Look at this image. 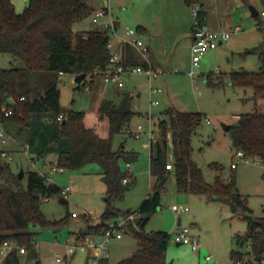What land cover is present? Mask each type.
<instances>
[{
  "label": "rangeland",
  "instance_id": "374dc122",
  "mask_svg": "<svg viewBox=\"0 0 264 264\" xmlns=\"http://www.w3.org/2000/svg\"><path fill=\"white\" fill-rule=\"evenodd\" d=\"M83 1L91 9L103 8L104 2L107 1L109 10L113 13H117L118 8L124 6L126 10L121 18L128 20L127 25L136 28V21H144L151 27L161 29V33L166 35L169 43L182 40L186 32L189 40L192 36L191 9L188 8V28H186V19L183 20L182 16V4L185 0ZM200 1L214 10L219 18H224L225 24L222 30L240 26L242 31L232 35L215 54L214 52L204 54L198 68L192 69L191 52L186 49V39H183L177 48L178 64L164 69L165 72L151 82L143 74L124 77V96H115L110 88H107L104 91L105 101L98 102L96 97L98 78L94 80L90 92H86L84 86L78 88L74 82V75L64 74L59 78L60 109L63 112H83L84 123L101 137L107 128V121L100 117L99 113L102 104L110 102L119 106L125 98L124 106L138 113L130 122L128 129L116 135L112 142L114 150H121L124 155L136 154V158L129 162V166L125 157L121 156L118 159L121 172L129 179L127 184H121L124 188L121 198L112 200L110 204L120 212H126L128 209L136 212L152 190L154 181L149 171L150 141L147 135L149 124L141 115L151 116L150 120L155 127L157 138L159 122L166 118L167 111L174 109L182 113L201 115V123L196 127L191 138V158L201 170L205 183L212 186L217 177L225 183L234 179L235 192L245 200L246 206L251 210V216L264 217V168L242 163L237 158L235 150L231 148L229 132L221 128V124L235 126L238 116L242 114L252 112L264 114V98L255 101L250 89L233 86L229 79V74L232 72L257 73L260 70L258 53L245 54V51L257 47L263 37L255 27L256 19L251 18L249 7L260 14L263 5L261 0H246L245 3L242 0ZM12 2L16 12H23L27 5V0H12ZM105 20L102 18L95 25L90 14L74 26V32L94 30ZM247 20L253 25L251 30L245 25ZM259 20L264 21V17H259ZM143 40L146 41L144 37ZM22 68L24 64L21 60L0 53V69ZM153 90L157 93H152ZM151 102H157V105H151ZM207 120L211 124H207ZM139 124H142L145 130L140 138H136L134 131ZM53 126V118L48 113L35 125L31 136L27 132L20 134L18 128L11 124L0 125L9 136L7 144L4 145L0 141V152L5 151L12 156L11 161L0 156L1 163L7 164L10 168V174L0 176V190L6 187L13 188L11 176H18L21 171L23 178L20 182L23 189L27 185V174L31 171L48 172L50 183L57 185L61 190L66 187L70 189L67 198H64L66 204L59 203L60 198L55 196L43 201L40 207L48 221H59L67 217L65 223L57 227L41 228L39 225H30L28 228L35 235L38 259L42 264H60L56 262V256L64 257L67 246L72 245L75 235L84 231V227L100 224L101 216L109 205L106 200V186L102 181L101 169L98 165L91 164L78 170L65 169L64 173H50V169L56 166L57 162V151L49 140ZM27 147L29 151L24 150ZM232 164L236 167L232 168ZM173 205L187 207L188 211L176 214L171 209ZM72 214L75 216L73 217ZM121 217L116 220H120ZM184 228L188 229L190 236L197 238L203 248L196 252L190 245L176 246V242L170 239L165 253V264H213L214 262L230 264V251L237 248L236 237L245 236L247 222L244 214H232L230 207L223 201L178 191L173 169L168 167L164 190L160 194V207L149 217L144 230L146 233L160 231L171 235ZM96 239L99 241L101 237ZM248 246V244L244 245V253L250 251H246ZM135 249V238L131 232L123 230L120 240L111 241L107 261L109 264H120L127 260ZM208 254L213 256L210 262L205 260ZM19 259L21 264H34V260L28 259L24 254L19 255ZM2 261L3 257L0 256V264ZM85 262L86 256L77 252L70 261L61 264H85Z\"/></svg>",
  "mask_w": 264,
  "mask_h": 264
},
{
  "label": "trees",
  "instance_id": "16d2710c",
  "mask_svg": "<svg viewBox=\"0 0 264 264\" xmlns=\"http://www.w3.org/2000/svg\"><path fill=\"white\" fill-rule=\"evenodd\" d=\"M194 2L197 0H185L188 6ZM261 3L264 8V0ZM90 14L92 9L83 0H27V6L21 13L15 11L11 0H0V53L19 59L24 64L22 69H0V125L11 124L18 128L20 134L27 132L31 136L35 125L48 113L54 121L49 140L55 144L57 151L56 166L78 170L96 164L101 169L108 208L101 216V223L80 231L76 234L77 239L102 236L110 221L128 214L110 204L112 200L121 198L124 191L121 184L127 177L121 172L118 159L123 156L129 164L136 158V154L124 155L123 151L114 150L112 145L114 137L128 129L137 115L130 108L115 107L110 103L100 107V117L107 121L108 130L107 137L102 138L85 126L83 112H63L59 106L58 79L61 75L84 74V80L95 78L94 73L104 70L109 62L108 35L105 31L74 32V26ZM199 17L202 22L201 9ZM259 17L260 14L255 19L263 36L262 41L257 47L245 51V54L258 53L259 72L237 71L229 74L231 85L250 89L255 101L264 98V21H260ZM125 56L126 66H145L132 48L125 49ZM21 98L23 100L19 101ZM11 101L16 104L13 114L4 118L2 106ZM60 115H63V120L58 122ZM200 123V114L175 110L166 112V118L159 122V135L150 143L149 149V171L154 179L152 190L136 212H129L138 215L136 226L129 225L126 229L135 238L136 249L120 264H165L171 236L160 231L146 233L144 229L149 217L160 207V194L168 175V136L177 190L218 199L230 207L232 214L245 215L247 232L243 237H236L237 248L230 251V261L248 260L252 264L262 259L264 217L251 216L245 200L235 192L234 179L225 183L217 177L214 185H208L201 170L192 161L191 138ZM227 132L235 153L241 152L246 158L264 162V114H242L237 124L230 126ZM4 174H10V168L0 161V176ZM11 180L13 188L0 190V244L15 242L25 249L28 259L38 260L37 247L33 245L35 235L28 228L30 225L57 227L66 222L67 217L48 221L40 209L43 201L55 196L62 199L61 188L47 182L36 171L28 172L25 189L18 176H11ZM245 244L249 245L250 251L244 253ZM1 264H21L18 253L12 252ZM102 264H108L107 260Z\"/></svg>",
  "mask_w": 264,
  "mask_h": 264
},
{
  "label": "built area",
  "instance_id": "2783aa9c",
  "mask_svg": "<svg viewBox=\"0 0 264 264\" xmlns=\"http://www.w3.org/2000/svg\"><path fill=\"white\" fill-rule=\"evenodd\" d=\"M190 9L192 15L193 36V44L191 47V63L192 69L194 70L199 66V62L201 61L202 56L207 52L216 49L220 43L228 40L230 37V33L226 31L217 32L209 30L200 20V5L198 2H194L190 6ZM122 11H124V8H122ZM260 16L264 17V8L260 12ZM105 17L108 18V21L98 27L97 30L105 31L108 35L107 50L110 52V58L104 70L96 71L94 73V76H96L95 78H100V80L106 86L112 85L121 88L124 86V77L126 75L143 74L151 82L155 77L163 74V71L161 69L155 68L151 65L150 51L146 42L143 40V33L141 31L130 26H125L121 31L116 24V18L112 15L111 11L108 8L95 11L92 15V23L97 25L99 23V20ZM235 30L238 31V28H236ZM127 47H130L137 52L140 60L145 64V66L125 65V49ZM190 76H193L192 71L190 72ZM95 78L87 77L83 81L82 86H84L86 92L91 91L92 82ZM152 93H157V91L153 90ZM22 100V98L19 99V101ZM15 105L16 104L11 101L9 104H4L2 106V114L4 118H8L13 114ZM151 105H157V102H151ZM141 116L142 119L149 124L147 135L151 143L156 139L155 127L150 120L151 116L147 114H143ZM62 120L63 115H60L57 118V121L61 122ZM207 124H211V122L207 120ZM144 130V126L142 124H139L134 131L135 137L140 138L144 133ZM8 138V134L3 128L0 127V141L5 145L8 143ZM25 151H28V147L25 149ZM235 154L237 158L240 159L244 164H252L254 166L264 168V162H262L260 159L246 158L241 152H236ZM0 156L8 159L9 161L12 160V156L5 151H1ZM127 166H129V164H127ZM166 167L167 169L168 167L172 169V166H170L169 164ZM231 167L235 168L236 165L232 164ZM64 172L65 169L59 168L57 166H53L50 169V173ZM39 174L47 182H50L47 174ZM128 180V177H126L125 179H123L122 183L127 184ZM69 192V187L62 189L60 197L67 198ZM171 209L176 214L188 211L187 207H178L175 205H173ZM72 216L74 217L75 215L73 214ZM137 217V214L128 213L127 215L121 217L120 220L110 221L108 223V228L105 230L99 241H97L95 236H86L84 238H81L78 243L67 246L66 253L63 258L57 255L55 259L56 262L60 264L67 263L77 252H80L90 257L89 264H102L103 261L107 260L108 247L110 246L111 241L120 240L122 238V231L126 230L129 225L136 226ZM170 236L173 242H176L177 244L190 245L193 251L199 252L203 248V246L198 242L197 238L189 235V231L187 228L180 229ZM33 245L37 247L35 242H33ZM248 250H250L249 246L246 247V251ZM12 252H16L18 253V255H23L25 254V249L12 241H6L0 244V256L3 257V259ZM205 260L207 262H210L211 260H213V256L211 254H208L205 257ZM213 264L218 263L214 262ZM230 264H250V262L248 260H238L235 262L230 261ZM252 264H264V252L260 262H254Z\"/></svg>",
  "mask_w": 264,
  "mask_h": 264
},
{
  "label": "crops",
  "instance_id": "0c3cea01",
  "mask_svg": "<svg viewBox=\"0 0 264 264\" xmlns=\"http://www.w3.org/2000/svg\"><path fill=\"white\" fill-rule=\"evenodd\" d=\"M12 1V0H11ZM197 2L199 3L200 5V9H201V13H202V23L209 29V30H212V31H217V32H223V31H226L228 33H230V37L228 40L220 43L218 45V47L212 51H209V52H214L213 54H215L219 48L221 46H223L224 43L228 42L231 38L232 35L234 34H237V33H240L242 30H241V27L240 26H237L235 28H230L229 30H222V28H224V24H225V21H224V18H219V16H217L214 12V10L212 11L211 9H209V7H206L203 2H201L200 0H197ZM86 3V2H85ZM245 3V2H244ZM13 4V2H12ZM87 4V3H86ZM104 7L103 8H98V9H92V15L95 11L97 10H104V9H109V4L107 3V1L104 2ZM182 8H183V11H182V16H183V20L184 18L186 19V28H188L189 26V14H188V8H190V6H188L186 3L182 4ZM14 6V5H13ZM27 6V5H26ZM122 8H124V11L126 10V8L124 6L118 8V12L117 13H112V15L116 18V24L118 26V28L122 31L123 28L125 26H129L127 25L128 24V20H122V13L124 11H122ZM15 9V8H14ZM17 11V10H16ZM248 12L250 13V16H251V12L250 10H248ZM17 13H21V12H17ZM243 17H245L243 15ZM253 19H255V17H251ZM104 19H106L104 23H106L108 21V18L105 17ZM257 23V22H256ZM102 24V25H103ZM136 28H139L141 30V32L143 33V37L146 39V44L149 48V51H150V63L152 66H154L155 68H159L163 71V73L165 72L164 69H169L172 66H175L176 64H178V61H177V55L179 54L177 52V48L178 46L180 45L181 41L184 39H186V49L189 50L191 52V47H192V44H193V36H191L190 40H189V36L186 32V34L181 38L182 40H179L178 41H174L173 43H169L167 42V38H166V35L164 33H161V29H157V28H154L153 26L151 27L150 25H148L147 23H144V21H136ZM245 25L248 26V29L251 30L253 28V25L251 24L250 21H246L245 22ZM255 27L257 28L256 24H255ZM238 28V31H236L235 29ZM97 29V28H95ZM94 29V30H95ZM192 33V32H191ZM192 35V34H191ZM184 50V48H182V51ZM134 51V50H133ZM181 51V50H180ZM136 56L138 55L136 51H134ZM208 53V52H207ZM138 60H140V57L139 55L137 56ZM141 61V60H140ZM199 67V66H198ZM197 67V68H198ZM130 75V74H129ZM129 75H126V76H129ZM125 76V77H126ZM96 79V78H95ZM94 79V80H95ZM99 80L97 81V84L98 87H97V95L96 97L98 98V102H101L102 100L105 101L104 99V91L107 89V88H110V91L111 93H113V95L115 96H124L125 95V92H123V87L119 88L117 86H106L103 84V82L100 80V78H98ZM94 80L92 82V86H91V90L93 88V84H94ZM102 84V85H101ZM125 99V98H124ZM124 99L123 101L120 103L119 106L117 105H114L115 107H120V106H124ZM104 103V102H103ZM110 103V102H108ZM111 104V103H110ZM103 105V104H102ZM170 110H174V109H170ZM135 112V111H134ZM168 112V111H167ZM136 113V112H135ZM138 115V113H137ZM239 118V116H238ZM86 127L88 128H91L90 126H87L85 124ZM93 129V128H91ZM94 130V129H93ZM108 135V130L106 128V131H105V134L103 135L102 138H106ZM101 137V136H100ZM168 146H169V149H168V153L170 155V162H169V165L172 166V152H171V144H170V140L168 142ZM26 149V148H25ZM24 149V150H25ZM149 149H150V145H149ZM29 151V150H28ZM167 153V154H168ZM148 158H149V153H148ZM168 159V157H167ZM43 173L45 174H48V172H44L42 171ZM42 172H39V173H42ZM151 176V175H150ZM152 177V176H151ZM50 181V180H49ZM51 182V181H50ZM64 199V198H62ZM73 215V214H72ZM178 223L180 225V219H178ZM87 227H84V229H86ZM78 234V233H77ZM95 237H101V236H95ZM80 239H77V236L75 235L74 237V242L72 244H76L79 242ZM177 244V243H176ZM37 250V248H36ZM26 255V254H24ZM86 256V262L85 264H89V260H90V257L88 255H85ZM36 261H39L38 260H34V264ZM40 262V261H39ZM108 262V261H107ZM42 264V263H40ZM109 264V263H108Z\"/></svg>",
  "mask_w": 264,
  "mask_h": 264
},
{
  "label": "water",
  "instance_id": "95a60500",
  "mask_svg": "<svg viewBox=\"0 0 264 264\" xmlns=\"http://www.w3.org/2000/svg\"><path fill=\"white\" fill-rule=\"evenodd\" d=\"M249 10L251 12V17H256L258 15V12L254 8L249 7ZM84 78H85L84 74H80V75L75 76L74 77L75 84L78 85V86L81 85V83L83 82ZM229 127L230 126L221 124L222 130L225 131V132L228 131ZM52 147H55V144H53ZM18 178L19 179H22L23 178V171H21L19 173ZM65 202H66L65 199H59V203L64 204ZM126 212L129 213L130 212V209H128ZM178 225H179V223H178ZM179 245L180 244H176V246H179ZM241 248H242V244L240 245V249ZM35 264H40V262L39 261H36Z\"/></svg>",
  "mask_w": 264,
  "mask_h": 264
}]
</instances>
